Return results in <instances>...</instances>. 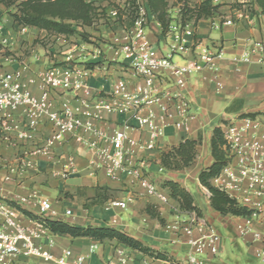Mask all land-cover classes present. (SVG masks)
I'll use <instances>...</instances> for the list:
<instances>
[{
    "label": "crops",
    "instance_id": "crops-1",
    "mask_svg": "<svg viewBox=\"0 0 264 264\" xmlns=\"http://www.w3.org/2000/svg\"><path fill=\"white\" fill-rule=\"evenodd\" d=\"M85 1L105 8L108 23L86 29L96 38L107 36L108 41L92 38L93 43L76 40V45H70L65 36H51L34 27L23 31V27L15 23L6 9L0 6V26L2 34L8 39V45H0V75L20 72L31 94L38 96L42 92L45 71L49 68L73 66L82 69L95 65L91 68L90 76L83 79L82 88L59 90L53 93L52 99L56 108L65 102L80 111H91L94 118H81L82 121H90L94 128L109 138L122 123L137 125L133 113L97 111L94 108L97 97L113 94L119 79L127 80L130 89L137 83L130 64L115 54L120 44L129 41V30L133 26L127 28L116 22L112 17L114 7L106 5V0ZM193 1L197 3V0ZM168 3L172 18V31L168 36L162 35L160 24L149 16L146 3L149 16L147 38L163 54H167L166 49L169 50V45L174 43L172 35L180 22L178 0H168ZM215 4L222 5L219 13L189 25L187 29L193 31V36L183 35L184 44L197 46L198 50H223L222 58L216 61V69H207L189 78L184 94L191 104L193 119L186 128H178L177 116L166 118L161 107L154 108L157 125L163 129L164 137L157 149L152 151L132 147L129 160L133 163L144 161L146 174L166 196L169 197V194L162 186L164 181L173 180L187 189L203 213L201 218L187 213L190 220L209 225L215 230V221L220 223L225 235L216 230L221 241L219 254L209 257L212 264H264L256 256L258 251L264 249V213L248 218L221 215L211 207L210 193L198 180L200 172L213 162L211 139L216 127L222 128L244 114L264 117V64L257 62L262 54L258 45L264 48V16L253 0H218ZM226 20H231L233 24H223ZM37 39L46 43L41 46ZM163 42L166 47L161 48ZM245 54L250 56L249 63L235 60ZM191 58V54L175 55L173 61L185 64ZM157 89L162 94L176 91L168 71L159 73ZM162 105H168L166 99ZM147 114L145 110L140 113L141 116ZM13 119L12 125H17L19 130L6 129L0 114V200L20 203L25 199L20 203L21 208L36 216H40L39 203L48 200L51 210L45 215L47 219L78 227L115 228L157 251L168 253L176 261L183 260L180 258L188 248L183 241L177 240L175 234L176 227L183 221L177 220L168 227H162L147 212V209H151L158 211L163 219L169 218L165 212L169 202H174L170 197L168 202H162L157 197L149 196L132 175L123 174L119 180L109 179L104 171L91 165L92 151L73 135H67L63 142L54 144L44 153L43 147L54 132L51 124L45 118L33 124L34 119L22 108L14 113ZM22 132L29 137H21L19 134ZM76 134L91 135L85 133L83 128ZM132 138L147 141L146 130H134ZM184 139L202 140L195 162L181 171L164 169L162 154ZM191 175L194 191L189 186ZM201 199H204L202 203ZM113 202H125L127 207L115 206ZM68 211L70 214H67ZM20 220L26 226L35 225L23 214ZM248 220L252 222L250 230L241 235L239 227ZM230 231H236L238 237L234 238ZM49 233L53 241L51 251L56 256L71 250L74 256H87L89 264H107L109 261L114 264H170L114 241L101 242ZM92 247L95 249L91 253ZM15 264L48 263L34 258H19Z\"/></svg>",
    "mask_w": 264,
    "mask_h": 264
},
{
    "label": "built area",
    "instance_id": "built-area-1",
    "mask_svg": "<svg viewBox=\"0 0 264 264\" xmlns=\"http://www.w3.org/2000/svg\"><path fill=\"white\" fill-rule=\"evenodd\" d=\"M140 1L137 19L129 30V41L120 44L115 51L117 56H122L130 64L137 83L130 89L129 82L121 78L115 84L112 95L99 96L94 103L97 111L133 113L137 121L136 126L129 122L122 123L112 136L107 138L101 130L94 128L90 121H82L81 118L88 120L94 118L91 111H80L65 102L59 104L57 108L54 106L53 93L59 90L73 91L82 88L83 79L91 74L90 67L49 68L45 71L42 92L38 96L31 94L20 72H6L0 75V114L4 118L6 129L14 130H19L17 125H12L14 113L21 108L34 119L33 124L45 118L54 132L43 147L44 153L54 144L63 142L67 135H73L92 151L91 165L97 170L104 171L109 179L119 180L123 174L132 175L149 196L168 202L169 197L146 174L144 161L133 163L129 160L130 149L132 147L141 151L157 149L159 141L164 137V131L157 125L153 112L156 107H161L165 111L166 118L177 116L178 128L187 127L188 122L193 119L191 104L184 94L189 78L201 71L216 69V61L222 58L223 50L216 52L208 48L198 50L197 46L184 44L183 35H194L193 31L187 29L189 25L196 24L191 21L185 27L179 22L172 35L174 43L169 45V52L163 54L153 47L147 38L148 12L146 2L144 3L146 0ZM201 1L203 0H197V3ZM211 1L215 4L218 0ZM193 2V0H181L178 4L179 13L183 3L192 6ZM117 6L123 9V6ZM118 15L119 10L115 6L112 17L120 23ZM223 24L231 25L233 22L226 20ZM171 31L170 28L166 36L170 35ZM0 36V45H8V39L2 34L1 26ZM258 46L262 54L257 62L264 64V48ZM187 54H191L192 58L185 64H177L173 61L175 55ZM235 60L243 63L251 61L248 54ZM162 71L170 73L175 92L162 94L157 89L159 73ZM165 99L168 105H162ZM143 110L148 112L146 116L140 115ZM80 128L91 135L89 137L77 135ZM134 130H146L147 141L133 139ZM222 133L226 142L224 149L228 164L211 180L212 186L236 200L239 205L252 210L254 216L264 213V117L259 115L239 117L226 123L222 127ZM19 135L24 138L29 137L26 132ZM24 201L26 200L22 199L20 203ZM14 203L21 207L20 203ZM113 205L127 207L125 202H113ZM50 210L51 203L48 200L39 203V217L45 218ZM22 214L17 207L0 200V264H15L19 258L39 259L48 264H89L87 256H74L71 250H65L60 256L54 255L51 251L53 241L49 230L42 223L33 220L34 226L24 225L20 220ZM67 214H70V211ZM251 224L252 222L248 220L244 226H240V234L248 233ZM175 234L177 240L183 241L188 249L182 261L168 262L170 264H212L209 257H216L219 254L220 235L209 225L197 224L196 220L192 219L183 221L176 227ZM94 249L95 247L91 248V253ZM256 256L264 263V249L258 251ZM107 264L114 263L109 261Z\"/></svg>",
    "mask_w": 264,
    "mask_h": 264
},
{
    "label": "trees",
    "instance_id": "trees-1",
    "mask_svg": "<svg viewBox=\"0 0 264 264\" xmlns=\"http://www.w3.org/2000/svg\"><path fill=\"white\" fill-rule=\"evenodd\" d=\"M19 1L0 0V6H3L7 10V13L18 25L24 28H38L54 36L78 35L85 38L84 33L77 31L75 26H93L95 13L99 10L106 15L103 7L95 3L86 2L85 0H25L20 3ZM253 1L264 16V0ZM180 2L181 0H178V3ZM146 3L149 16L153 17L160 24L162 35L166 36L170 31L172 23L168 0H146ZM221 7L222 5H215L211 0H203L194 3L192 6L183 3L180 12V24L185 27L191 21L198 23L200 20L212 18L215 14L219 13ZM116 8L119 10L118 21L127 28L134 26L137 15L135 16L134 13H131L129 15L130 22L126 23L123 19L121 8L118 6ZM94 66L89 65L88 67L94 68ZM257 115L259 114H244L241 117H253ZM201 144V139H184L177 146L171 147L168 152L162 154L161 164L163 168L170 171H181L191 167L198 156V147ZM225 145L226 142L223 138L222 128L216 127L213 130L211 139L213 162L200 172L198 176L199 183L209 191L210 205L219 214L244 218L251 217L254 213L252 210L239 205L236 200L214 188L211 184V180L228 164L224 149ZM162 186L183 212L194 213L200 218L203 216L201 209L195 205L191 193L181 184L173 180H167L163 182ZM7 202L17 207L29 219L42 223L54 234L68 235L72 238H90L101 242L114 241L155 260L176 263V260L168 253L157 251L115 228L73 226L63 221L41 218L27 212L12 201ZM147 212L159 222H164L156 211L147 209Z\"/></svg>",
    "mask_w": 264,
    "mask_h": 264
},
{
    "label": "rangeland",
    "instance_id": "rangeland-1",
    "mask_svg": "<svg viewBox=\"0 0 264 264\" xmlns=\"http://www.w3.org/2000/svg\"><path fill=\"white\" fill-rule=\"evenodd\" d=\"M22 1H25V0H20V2ZM139 1L140 0H120V3L118 4L117 3V0H106L105 4L110 6V7H115L117 5H122L123 6V9H122V14H123V19L125 20L126 23H129L130 22V14L131 13H134V15L136 16L137 15V10H138V6H139ZM145 3V1H144ZM140 4H141V1H140ZM143 5V3H142ZM101 6V5H100ZM102 7V6H101ZM105 9V8H104ZM7 11V10H6ZM11 11H15V10H11ZM149 16H147V21H149ZM105 23H108L107 21V16L105 14L102 13V11H97L95 13V22L93 24V26H91L93 29L94 27H98V26H101ZM89 27V28H91ZM75 28L77 29V31H79L80 33H84L85 35V38H82L78 35H75V36H65L69 39V44L70 45H76V40H82L86 43H93V40L92 38H96L94 35L91 34L90 30L86 29V27H81V26H75ZM51 36H54V35H51ZM63 36V35H62ZM98 40H102V41H108V38L107 36H99L98 38H96ZM37 43H39L41 46L44 45V43H46L45 40H40V39H37L36 41ZM43 42V43H42ZM95 43V42H94ZM166 47V44L163 42L161 44V48H164ZM169 49V48H168ZM169 52V50L166 49V53ZM193 175L190 176L189 178V186L192 188V190L194 191V187L192 186V178ZM198 198V197H197ZM201 198V197H200ZM203 198V196H202ZM202 201H204V199H201V203ZM157 213H159L158 211H156ZM167 215H169V218L167 219H163L161 214L159 213V215L161 216V218L164 220V222H159V224L162 226V227H168L170 226V224H172L174 221H189L190 220V216L187 214V212H183L179 206L177 205V203H170L169 202V208L166 210L165 212ZM191 214V213H190ZM194 214V213H193ZM192 216V215H191ZM215 228L217 231H219V233L221 234H224L225 235V232L222 230L221 226H220V223L215 221V224H214ZM167 232H171L170 230H166ZM230 234H232V236L234 238H237V233L236 231H230ZM170 244L171 242L169 243V247H170ZM186 254H183L182 257L180 259H184L186 257ZM182 261V260H181Z\"/></svg>",
    "mask_w": 264,
    "mask_h": 264
}]
</instances>
